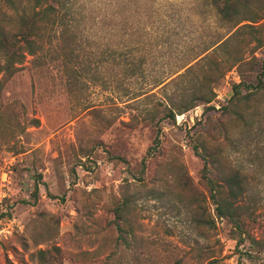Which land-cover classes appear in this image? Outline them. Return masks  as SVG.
<instances>
[{
	"label": "rangeland",
	"instance_id": "1",
	"mask_svg": "<svg viewBox=\"0 0 264 264\" xmlns=\"http://www.w3.org/2000/svg\"><path fill=\"white\" fill-rule=\"evenodd\" d=\"M90 3L94 28L79 38L84 77L71 78L52 54L37 63L27 58L2 82L0 264H37L31 255L54 246L64 264H101L115 249L113 264H238L198 151L220 149L226 166L225 154L238 164L247 145V154L256 149L255 135L224 108L235 84L264 82V20L257 32L241 29L214 50L237 28L213 0ZM247 3L240 17L261 13L264 0ZM257 40L263 45L253 55ZM235 56L243 64L229 69ZM251 99L253 118L264 117V92ZM193 101L188 112L168 117ZM123 200L128 223L117 222L127 245L118 246L112 210Z\"/></svg>",
	"mask_w": 264,
	"mask_h": 264
},
{
	"label": "trees",
	"instance_id": "2",
	"mask_svg": "<svg viewBox=\"0 0 264 264\" xmlns=\"http://www.w3.org/2000/svg\"><path fill=\"white\" fill-rule=\"evenodd\" d=\"M91 1L93 0H0V90L2 82H10L21 71L29 57L32 62L37 63L53 54L55 59L61 60L64 72L71 78L84 77L81 71L86 67L81 56L82 45L79 38H83L86 32L94 28L95 18L92 16ZM248 1L251 0H213L220 14L233 23L234 29L237 28L226 40L214 45V50L227 46L228 40L241 29L257 32L255 24L264 20V3L259 7L262 9L261 13L252 9L250 17H240L239 9L249 8ZM244 22L249 24L242 25ZM262 45V41L257 40L251 53L254 55ZM123 56L127 62L126 54ZM244 59L242 56L231 57L229 69L239 67ZM193 66L194 64L188 69ZM226 69L219 70L216 78H222ZM243 88L247 91L244 97ZM233 89L234 97L224 109L229 116L237 117L246 133L255 135L256 138L252 141H255L256 149L247 154V145L244 153L246 160L238 164H235L230 155L225 154L227 165L223 166L220 161L223 152L221 153L220 149L212 152L205 145L200 146L201 151L198 153L204 160L202 178L208 187L215 218L225 220L231 226L230 238L236 244L238 264H245L243 261L264 264V117L258 116L255 120L253 117L258 114L251 112V107L247 106L252 101L251 97L264 92V82H259L256 86H246V83L242 82L235 84ZM205 101L210 103L212 98H205ZM194 104L195 101L180 106L177 110L171 108L168 117L175 120L178 114L188 112ZM241 104L247 106L244 112L239 111ZM33 123L39 125L40 122L34 120ZM228 137L230 136L227 134L226 139H229ZM235 142L236 140L233 143ZM238 144L237 141L235 151L240 154ZM38 191L36 185L34 198L37 197ZM128 205L129 201L123 200L112 210L115 216L112 223L120 232L117 242L122 245H127L125 235L128 233L117 221L128 223ZM216 219L211 221L215 228ZM200 221L201 219L198 220L199 223ZM116 253L117 249L113 250L101 264H113L112 258ZM31 258L37 264H64L63 253L58 246L39 249ZM217 261L212 260L210 264H216Z\"/></svg>",
	"mask_w": 264,
	"mask_h": 264
}]
</instances>
